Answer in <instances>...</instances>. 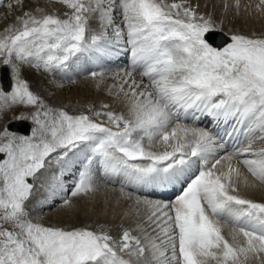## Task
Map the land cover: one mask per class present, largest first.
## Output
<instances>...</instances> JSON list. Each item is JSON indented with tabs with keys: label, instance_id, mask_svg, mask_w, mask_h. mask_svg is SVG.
<instances>
[{
	"label": "snow or ice",
	"instance_id": "snow-or-ice-1",
	"mask_svg": "<svg viewBox=\"0 0 264 264\" xmlns=\"http://www.w3.org/2000/svg\"><path fill=\"white\" fill-rule=\"evenodd\" d=\"M56 2L66 11L38 7L0 31V81L10 73L9 89L0 84V113L35 109L30 135L0 129V264H264V202L239 187L250 185L241 164L264 185V147L253 146L264 141V36L234 33L213 46L207 36L220 27L189 0ZM123 55L128 64L112 73L107 91L126 111L109 103L78 112L50 106L21 75L23 65L71 83L67 73H87L99 87L103 65ZM190 111L195 122L202 115L235 123L215 133L183 123ZM98 173L122 177L135 228L121 224L114 235L107 224L32 217L28 202L38 191L33 211L56 201L72 209L97 191Z\"/></svg>",
	"mask_w": 264,
	"mask_h": 264
},
{
	"label": "bare ground",
	"instance_id": "bare-ground-1",
	"mask_svg": "<svg viewBox=\"0 0 264 264\" xmlns=\"http://www.w3.org/2000/svg\"><path fill=\"white\" fill-rule=\"evenodd\" d=\"M39 2L49 3V6L46 7L47 9H45L46 11H49V12L56 11L58 13H63L64 11H66V9L61 4L56 2V0H39ZM189 3L192 4L193 6L198 5V11L200 13L211 15L213 17V19L217 22V25L221 29L220 31H215V32L225 33L226 36L229 38L231 34H234V33H239V34H244V35H249V36L255 35L256 37L264 36V5H262L259 9L257 8V5L260 3V0H240L239 8L236 7L235 0H189ZM33 4L27 3V5H25L21 9V11L24 8L26 9V6L28 8V7H31V5H33V7L36 5V3H33ZM57 4L60 6L58 7ZM36 9L37 7L34 9H31V11H35ZM22 15L23 13L20 14V16ZM223 23L225 24L223 25ZM108 63H105L103 65V67L107 70V73H108L103 81V83L106 82V87H107L106 90L108 89L110 85L114 83L112 73H114L121 67L127 66L128 57L126 59V58H122L121 56L118 60L112 61V64H110L111 65L110 67L106 66ZM5 70H6V75L8 74L7 77L9 78L10 73H8L7 69ZM45 74H46L45 78H48L47 81L44 78ZM21 75L23 78L27 79L30 82L31 90L37 92L50 106L58 107V106L67 105L68 107L66 108V110L72 112L75 109V111L78 112L82 110L81 106H86L89 103L81 99L85 94L83 92L84 90L80 94L78 90L77 91L73 90L74 95H69L68 98L67 96L64 97L65 96L64 95L63 98H66V99L61 100V97H59L58 95L51 96L41 87V84H43L44 81L46 82V84L50 83L49 86L55 84L54 86L56 87H60L56 83L57 81H60L62 84L66 83L65 84L66 87H69L68 86L70 85L69 80L67 79V77H65L64 79H61L60 73H57L55 76H52V75H49L43 72V70H36V69L31 68L30 66L23 65ZM67 76L75 79L76 81L75 84L79 85V87H81L82 89H86L87 88L86 85L88 86V85L94 84L97 86V81L92 79L87 73L77 75L76 73L69 72L67 73ZM81 76H83L84 79L80 78ZM136 79L139 80L141 79V77L137 75ZM9 83H10V78H9ZM145 83H147L146 79H145ZM69 98H72V100L69 101ZM101 103H106V102H103V101L100 102L99 104H97L96 108H99L98 106H100ZM107 103L114 106L113 110H116V111L125 110L126 111L124 104L120 100H117L115 95H113L112 101L107 102ZM22 108L23 110H21ZM12 109L13 110L10 113H8L7 111L0 113V119L1 121H3L2 124H4L5 126L8 125L11 121H18V123L24 120L28 121L30 119L31 113L35 110L32 106H15ZM83 110L86 111V107L83 108ZM21 115H24L29 118L22 119V120L15 119V117H18ZM195 115H200V114L195 113ZM193 117H194V113L190 111L186 117L182 113L181 120L183 123H187V124L195 123L196 126L198 127H206V128L211 129L215 133H221V134H223L225 131H231L235 123L234 121H229L227 124H225L223 121H221L219 124H212L210 123V118H206L202 115H201L200 120L198 122H195ZM18 134L22 135V133H18ZM257 135L259 134L257 133ZM235 138L236 137L234 135L228 141V147L226 151H231L229 147H231V145L235 141ZM224 154L225 152L221 151L220 153H218V156H222ZM240 168H241V171L245 175L248 176V179L250 181L249 186H245L242 182L239 184L240 194L247 198L253 199L255 201L264 202V185H260L256 181H254V179L251 177L250 174L247 173L246 169L244 168L242 164L240 165ZM42 178L43 177H41V180H43ZM96 179L98 183L97 191L94 194L87 196L88 197L87 199L88 207L86 206L82 215H80L77 219L74 218V220L65 219V215L69 216L75 213L76 207L72 209H64L59 206V201H56L50 206H45L40 210V211L42 210L46 211V215L48 216L47 219L43 218V220L45 221V224L46 225L47 224H57V225H70V226H73V225L80 226L81 225L83 226L85 224L96 225L98 223H102V224H107L112 229V233L114 235L118 232L119 225L121 224H123L125 227L130 226L131 228H135V224L137 222V220L135 219L137 218L133 219V216L135 215L134 201L124 199L120 194V188L122 186L120 183V180L122 179V177H118L115 175L104 176L103 174L98 173L96 176ZM69 180H71V177H69ZM125 192H131L133 193V195H141V196L147 195L150 198L167 199L170 196L169 195V196L164 197L163 195L164 193H161V192H159L157 196H154V195H150L149 192L147 191H136L130 187H125ZM83 199L84 198L82 196L78 198L75 201V203L79 204V202H81ZM34 200L32 198L29 201L30 203L28 204L29 205L28 207H29L30 212L33 210L31 203L34 202ZM125 213H128V214L126 215ZM229 228H230V225L225 226L224 234L226 236H228ZM248 264H260V262L255 259H251L249 260Z\"/></svg>",
	"mask_w": 264,
	"mask_h": 264
},
{
	"label": "rangeland",
	"instance_id": "rangeland-1",
	"mask_svg": "<svg viewBox=\"0 0 264 264\" xmlns=\"http://www.w3.org/2000/svg\"><path fill=\"white\" fill-rule=\"evenodd\" d=\"M12 2H13V8L12 9H9L8 7H7V4L9 3V0H3V4H0V31H3L4 30V28H6L7 26H9L10 24H13V23H15L16 22V17L17 16H20V14L21 13H24L25 11H31V9H34V8H44V9H47L46 7H48L49 6V3H42V2H39V0H21V2L20 3H16L14 0H12ZM27 3H36V7L34 6L33 7V5H31V7H28L27 8V6H26V9L24 8L22 11H21V9L25 6V5H27ZM43 4V5H42ZM41 5V6H40ZM51 5V4H50ZM53 5V4H52ZM57 6L59 7L60 5H58L57 4ZM224 12H225V10H224ZM226 23V22H225ZM225 23H223V25L225 24ZM233 29V28H232ZM211 33H217V32H215V31H213V32H211ZM220 33V32H219ZM221 34H225V33H222L221 32ZM226 35V34H225ZM225 35H224V37H225ZM227 37V36H226ZM207 38H208V36H207ZM210 39V38H209ZM208 39V40H209ZM209 42L213 45V46H216V47H221V46H224L223 44H217V42H213V41H210L209 40ZM229 42H231L230 41V38L229 37H227V41H226V43L225 44H227V43H229ZM8 73H9V71H8ZM8 75V74H7ZM59 76V75H58ZM46 77V74H45V76H44V78ZM6 78H7V82H5L4 80H2V81H0L1 82V84H2V86L4 87V88H6V89H9V78L6 76ZM80 78H83V76H81ZM84 79V78H83ZM45 80L47 81L48 80V78H45ZM75 80V79H74ZM5 84V85H4ZM50 84V83H49ZM49 84L47 83L46 84V82L44 81L43 82V84H41V87L47 92V93H49L51 96L53 95V96H55V95H58L59 97H61V100H65L66 98H63V96L64 97H66L67 96V98H68V96L69 95H74V92H73V90L74 91H79V94L83 91L85 94H84V96L81 98V99H83L85 102H89V103H91V104H93L95 107H97V104H99L100 102H110V101H112V99H113V95H109V93H108V91L106 90V82H104V83H101V84H103V85H99V87H97L96 85H86V89L88 90H86V89H82L81 87H79V85H76L75 83H71L70 82V85H68L69 87H66V83L65 84H62L63 86L62 87H56V86H54L55 84H53V85H51V86H49ZM46 85V86H45ZM44 86V87H43ZM102 95V96H101ZM106 95V96H105ZM111 99V100H110ZM70 100H72V98H69V101ZM99 102V103H98ZM88 103V104H89ZM99 107V106H98ZM114 108V106H112V109ZM13 109H10V110H8L7 112L8 113H10L11 111H12ZM21 110H23V108L21 109ZM87 110V109H86ZM2 122L3 121H1V119H0V129H2L3 127H5V125L4 124H2ZM8 128H9V130L10 131H14V132H16L17 134L18 133H22V135H30L31 134V129L30 128H32L33 127V124H32V121H31V119H29L28 121H22V122H20V123H18V121H11L8 125H6ZM32 126V127H31ZM28 128V129H27ZM29 129H30V131H29ZM27 131H29V132H27ZM258 142V143H257ZM257 144V145H256ZM255 148H260V147H264V141H260V140H257L255 143H254V145H253ZM229 149H231V148H229ZM228 149V150H229ZM42 179H44V177L42 178ZM69 179V178H68ZM118 186V185H117ZM43 194V189H41L40 191H38L34 196L35 197H33V200L37 197H40L41 195ZM36 198V199H37ZM84 199V201L82 200L81 202H79V204H77L76 205V209H75V213L74 214H72V215H65V219H67V220H74V218L75 219H77L80 215H82L83 214V211H84V209L86 208V206L88 207V204H87V199H88V197H83ZM36 199L34 200V202H32L31 203V205L33 206L35 203H36ZM30 202H28V204H29ZM30 205V206H31ZM80 205H82V206H80ZM29 206V205H28ZM82 209H81V208ZM41 210V209H40ZM31 211V214H32V217L35 219V218H37V217H40V221L42 222V223H45V221L43 220V218L44 219H47L48 218V216L46 215V211ZM44 215V216H43ZM135 218H137V219H135ZM133 219H135V220H138V217H136V215H134L133 216ZM44 222H43V221ZM123 222V221H122ZM73 226H79V225H73ZM81 226V225H80ZM9 227H11L10 225H9ZM130 227V226H129Z\"/></svg>",
	"mask_w": 264,
	"mask_h": 264
},
{
	"label": "water",
	"instance_id": "water-1",
	"mask_svg": "<svg viewBox=\"0 0 264 264\" xmlns=\"http://www.w3.org/2000/svg\"><path fill=\"white\" fill-rule=\"evenodd\" d=\"M224 36H222V34L221 33H212L211 34V36H210V38L213 40H217L218 42H222V41H224V38H223ZM6 70H5V79H4V81L5 82H7V78H6Z\"/></svg>",
	"mask_w": 264,
	"mask_h": 264
}]
</instances>
